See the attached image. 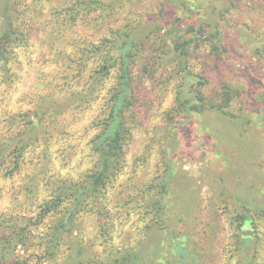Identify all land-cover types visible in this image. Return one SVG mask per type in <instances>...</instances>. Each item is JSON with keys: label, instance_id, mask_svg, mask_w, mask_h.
I'll use <instances>...</instances> for the list:
<instances>
[{"label": "rangeland", "instance_id": "1", "mask_svg": "<svg viewBox=\"0 0 264 264\" xmlns=\"http://www.w3.org/2000/svg\"><path fill=\"white\" fill-rule=\"evenodd\" d=\"M76 1L17 0L22 38L9 46L0 67V143L24 128L21 113L44 114L17 170L10 171V155H0V237L30 223L25 243L12 247L3 264H59L33 255L50 212L40 223L29 219L49 199L51 178L80 182L94 165L93 140L109 112L117 64L107 74L93 70L107 51L102 38L112 28L127 31L126 24L143 46L133 50L130 67L135 100L125 112L123 166L100 198L101 212L82 211L75 220L69 237L87 247L82 264L91 258L107 264L110 254L138 240L156 264H176L175 238L185 241L199 264H240L248 257L251 264H264V175L257 177L254 166L263 159L264 129L247 123L243 133L216 135L214 119L206 126L194 119L193 126L184 109L177 111L185 91L183 63L191 77L197 75L189 89L205 101H222L227 88L231 115L257 105L254 93L264 107V0H122L112 9L71 12ZM176 38L194 39L186 59L174 49ZM246 68L258 79L257 92L245 78ZM219 136L224 139L216 143V156L210 137L217 142ZM170 166L173 176L160 195L154 184ZM31 177L33 192L26 194ZM157 197L167 204L162 216L151 201ZM247 210L253 213L255 244L243 252L238 223ZM102 225L104 243L97 238Z\"/></svg>", "mask_w": 264, "mask_h": 264}, {"label": "trees", "instance_id": "2", "mask_svg": "<svg viewBox=\"0 0 264 264\" xmlns=\"http://www.w3.org/2000/svg\"><path fill=\"white\" fill-rule=\"evenodd\" d=\"M121 1L109 0L105 3L103 0H77L74 7L69 9L71 12H80L82 8L88 12L97 10L98 8L112 9L116 5H120ZM60 10L67 11L64 7ZM16 12H22L17 7V0H0V67L8 56L9 46L22 38V32L18 30ZM126 26H128L127 31L121 32L119 29L114 30L112 28L110 29V36L102 38V45L107 51L105 54H101V65L98 69L93 70L100 75L103 73L107 74L109 73V69L117 64L116 87L111 92L107 101L109 112L101 120L103 128L96 134L95 140H93V151L97 154L93 167L87 171L80 182L63 179L58 176L51 178L48 181L51 188L49 199L46 201L45 206L29 219L35 223H40L48 212L52 216L50 224L40 231L39 236L35 240V246L39 252L37 254L33 253V255L37 257L41 255L46 258L48 257L49 260H59V264H82V261L87 259V247L77 240L76 236L70 238L69 235H72V230L76 229L75 220L78 218L80 212L88 210L90 212L95 211L96 213L101 212L100 198L104 196L106 187L111 184L123 166L124 149L126 146L125 139L128 135V127L125 125V112L134 105L135 100V93L132 89L133 74L130 67L133 63V50L143 46V44H140V38L134 34L129 24H126ZM176 39L174 49L178 52L179 57L186 59L194 39ZM96 48L100 49L99 46H96ZM180 72H182V85L185 91L178 92L179 96L177 99L179 103L177 111L180 112L184 109L189 115L188 120L191 125L194 126L196 123L194 121L197 120L206 126V123H212L214 119L215 126L212 128H216L213 129L216 135H222L223 132L229 134L240 130L243 133L247 123L251 126L258 123L257 126L261 125L262 129H264V107L254 93L257 92L260 85H258V79L250 73L249 68H246L245 78L247 82L249 81L248 84H252L255 87L252 97L257 102V105L254 106L252 103L250 107L244 108L245 106H243L237 110L238 114L236 115H231L229 110L231 96H228V93L226 96L227 88L223 90L222 101H205L204 96L198 92L194 94L192 93L194 90L189 89L194 85L193 79L194 77L197 78V75L191 77V74L186 71L185 63H183ZM197 82L199 84L203 83L199 74ZM186 88H188L187 91ZM239 112L241 113L239 114ZM43 114L44 112L40 110H35L31 113L29 111L21 113L25 121L24 128L18 130L10 140L0 143V155H10L11 157L13 169L10 171L18 169L24 148L32 141H35V137L40 130L39 120ZM223 139L219 136L216 142L213 137H210L213 154L216 156L218 155L216 154L218 145L216 143ZM261 157L263 159L257 160L258 165H254L256 166L255 175L258 174L257 177L264 175V167L260 166L261 162L264 163V152L261 153ZM44 163L46 162L44 161ZM238 163L245 166V161L239 160ZM173 173L174 170L170 166L162 179L157 184H154V186L157 185L160 188V195L166 192L167 183L173 176ZM149 187L151 189L152 185ZM33 188L31 177L25 182L24 192L26 194L32 193ZM259 191L262 192L261 189ZM96 197L99 200L95 204L94 199ZM151 201L156 205L155 213L158 216H162L167 204L164 201H160L159 197L153 198ZM70 205L72 206L69 207ZM66 211L68 214L64 215ZM239 217L241 220L238 223V230L240 232L237 235L239 237L237 241L240 243L243 252H247L255 244L253 213L247 210L244 213H239ZM29 224V221H25L21 226L15 225L9 237H0V264L5 263L9 259L12 247L16 244L23 245L25 243L23 239L27 238L29 234L27 231L28 234L26 235V226ZM106 235V226H100L97 238L104 243ZM142 246L143 242L138 240L131 246H123L122 249H117L116 252H113L106 258L107 264H156V258H154L153 254L146 255L141 250ZM62 247L63 249H61ZM150 247L151 244H149ZM173 248L175 252H178L176 264H199L192 252L187 249L185 241L175 238ZM248 259H245V263L240 264H251ZM94 261L95 259L91 258L89 264H92ZM95 264H104V262L103 260H96Z\"/></svg>", "mask_w": 264, "mask_h": 264}]
</instances>
